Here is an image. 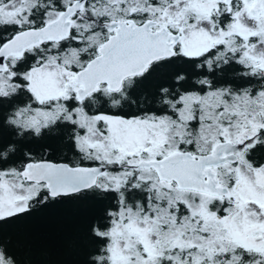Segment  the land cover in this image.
<instances>
[{
    "label": "snow or ice",
    "instance_id": "6c2138e0",
    "mask_svg": "<svg viewBox=\"0 0 264 264\" xmlns=\"http://www.w3.org/2000/svg\"><path fill=\"white\" fill-rule=\"evenodd\" d=\"M65 205L76 264H264V0H0V264Z\"/></svg>",
    "mask_w": 264,
    "mask_h": 264
},
{
    "label": "trees",
    "instance_id": "16d2710c",
    "mask_svg": "<svg viewBox=\"0 0 264 264\" xmlns=\"http://www.w3.org/2000/svg\"><path fill=\"white\" fill-rule=\"evenodd\" d=\"M86 218V210L65 205L19 221L14 231L30 239L22 257L32 264H76V245Z\"/></svg>",
    "mask_w": 264,
    "mask_h": 264
}]
</instances>
